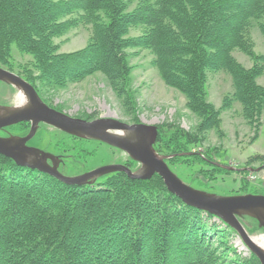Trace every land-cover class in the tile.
Returning <instances> with one entry per match:
<instances>
[{
  "label": "trees",
  "instance_id": "1",
  "mask_svg": "<svg viewBox=\"0 0 264 264\" xmlns=\"http://www.w3.org/2000/svg\"><path fill=\"white\" fill-rule=\"evenodd\" d=\"M262 18L264 0H0V66L18 73L53 107L50 91L101 72L137 123L128 49L150 50L166 84L185 95L199 118L192 130L158 126L155 148L174 155L167 160L171 168L198 164L212 181L233 171L212 162L213 150L192 148L218 130L222 111L239 103L248 122L264 119V84L258 83L264 54L253 51L251 36L255 21L264 35ZM82 24L92 27L88 43L60 51L55 38ZM138 27L142 33L129 36ZM14 49L31 60L17 62ZM236 49L251 57V67L235 58ZM220 70L231 75L233 89L218 109L209 101L208 79ZM11 130L26 135L30 122L0 134ZM62 133L70 142L49 137L44 149L68 158L60 171L72 175L80 158L92 154L85 143L97 140ZM255 161L264 166V155L251 156L246 167ZM124 164L137 167L131 158ZM247 193L259 191L245 184L233 194ZM235 234L217 216L185 204L158 174L143 180L115 172L74 185L0 154V264H261L254 253L237 252Z\"/></svg>",
  "mask_w": 264,
  "mask_h": 264
},
{
  "label": "rangeland",
  "instance_id": "2",
  "mask_svg": "<svg viewBox=\"0 0 264 264\" xmlns=\"http://www.w3.org/2000/svg\"><path fill=\"white\" fill-rule=\"evenodd\" d=\"M260 22L264 24V18ZM142 30V27L132 28L129 36L140 35ZM91 33L92 27L82 24L65 35L56 37L55 42L58 43L60 51L72 52L83 48L88 43ZM251 36L254 41L253 51L257 54H264V35L257 21L253 22ZM128 53L133 66L130 85L134 91L133 108H136L135 114L139 120L137 123L157 126L177 123L186 130H192L199 122V118L187 108L185 95L166 84L158 69L152 64L154 56L150 50L131 48L128 49ZM233 55L245 67L253 65L251 57L243 51L236 49ZM13 56L17 62L31 60L30 55L22 54L16 49H14ZM258 83L264 84V75L258 78ZM232 89V78L226 71L209 72L208 98L216 108L220 109L224 96ZM19 92L0 82V103L18 106ZM46 98L54 105V108L57 106L61 109L60 111L74 117L84 118L92 114L94 119L111 117L128 123H136L132 115L127 112L123 99L101 72L87 76L82 81L71 83L63 89L50 91ZM241 112L242 107L239 103H234L230 109L223 110L222 122L218 130L209 131L207 138L192 148V151L213 150L214 160L212 162L233 167L234 169H228L233 172L229 175L224 174L217 180L209 181L200 172L202 167L198 164L172 165V170L184 182L192 183L195 188L222 196L238 193L241 186L245 184L249 188L254 187L259 194L264 193V166H261V161H255L250 167H246V162L251 156L264 155V119H261V122L250 123ZM38 131V135L28 142L29 145L44 149L49 137L70 142L68 135L50 125ZM8 134L18 135L15 130L8 131ZM43 135L45 137L41 141L39 137ZM85 146L92 154L80 158L78 166L74 168V172H71L72 175L105 164L125 163L129 160V156L124 151L103 142L88 141ZM49 150L55 151L53 147H49ZM206 183L208 187L205 186ZM215 220L219 222L217 218ZM241 221L252 237L264 234V229L259 228L258 230L256 226L258 222L256 223L251 217H241ZM231 244L242 255L247 256L251 252L238 234L232 236Z\"/></svg>",
  "mask_w": 264,
  "mask_h": 264
},
{
  "label": "water",
  "instance_id": "3",
  "mask_svg": "<svg viewBox=\"0 0 264 264\" xmlns=\"http://www.w3.org/2000/svg\"><path fill=\"white\" fill-rule=\"evenodd\" d=\"M0 82L11 85L23 92L26 97V103L23 105L0 103V130L21 122H30V130L26 135H0V154L12 158L20 166L38 169L64 183L74 185L93 184L98 178L115 172H124L132 179L143 180L158 174L168 190L185 204L211 213L232 227L246 247L259 258L261 264H264V248L254 240L240 220L244 216L251 217L258 222L260 228L264 229V194L222 196L184 182L167 162L174 155L161 154L156 150L155 143L159 128L155 124L128 123L111 117L87 120L71 116L47 104L32 84L2 66H0ZM42 123L78 138L97 140L118 148L137 162L138 167L133 170L125 164L114 163L81 174H64L59 169L63 157L28 144ZM214 164L234 169L222 163L214 162Z\"/></svg>",
  "mask_w": 264,
  "mask_h": 264
},
{
  "label": "bare ground",
  "instance_id": "4",
  "mask_svg": "<svg viewBox=\"0 0 264 264\" xmlns=\"http://www.w3.org/2000/svg\"><path fill=\"white\" fill-rule=\"evenodd\" d=\"M17 99L19 101V105H23L24 103H26V97L21 91L19 92ZM253 238L259 245H261L264 248V234L260 236H255Z\"/></svg>",
  "mask_w": 264,
  "mask_h": 264
},
{
  "label": "flooded vegetation",
  "instance_id": "5",
  "mask_svg": "<svg viewBox=\"0 0 264 264\" xmlns=\"http://www.w3.org/2000/svg\"><path fill=\"white\" fill-rule=\"evenodd\" d=\"M64 133H65V132H64ZM64 160H67V158L64 157ZM63 164H65V163H62V165H63ZM62 165H61V166H62ZM92 169H93V168H92ZM89 170H91V169H88L87 171H89ZM84 172H85V171H84ZM84 172H78V173H75V174H80V173H84Z\"/></svg>",
  "mask_w": 264,
  "mask_h": 264
}]
</instances>
